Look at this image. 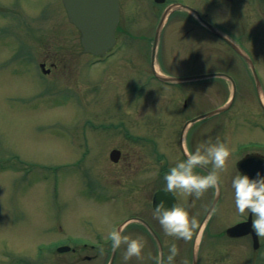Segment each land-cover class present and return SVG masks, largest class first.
<instances>
[{"label":"rangeland","instance_id":"rangeland-1","mask_svg":"<svg viewBox=\"0 0 264 264\" xmlns=\"http://www.w3.org/2000/svg\"><path fill=\"white\" fill-rule=\"evenodd\" d=\"M174 1L195 7L206 20L241 38L264 80L263 1L257 5L251 0ZM120 3L117 50L106 61L96 62L83 51L80 33L68 20L61 0H0V264H21L18 259L27 252L30 262L62 264L66 254L40 253L38 248L70 238L108 241L107 235L131 214L149 213L164 232L154 216L152 195L166 187L161 172L168 169H160L159 164L147 170L141 166L147 150L156 146L141 141L152 135L148 131L164 129L162 135H154L158 147L168 154L177 149L179 122L165 127L150 120L154 126H145V95L157 91L150 87L156 82L150 63L158 22L155 13L163 5L154 0ZM184 17L187 20L177 21L180 16H175L168 22L160 44L162 65L174 76L209 71L224 60L217 52L230 50L192 17ZM42 61L52 67L50 73L42 72ZM194 86L211 106L225 98H217L215 88L207 90L208 95L199 84L174 83L165 88ZM235 94L229 113L241 106V114L248 117L231 125L229 144L264 141V106L255 88H241ZM114 147L128 156L124 163L115 165L109 159ZM225 172L221 178L227 177ZM222 182L224 195L208 223L218 229L241 218L232 184ZM175 193L180 206L200 222L214 190L199 199ZM130 227L124 235L143 238L140 229ZM212 240L203 245L207 249L199 264H264L262 248L225 247L224 240L217 245ZM172 241L175 238L167 235L165 242ZM211 247L217 249L212 256L207 254ZM186 259L180 264L191 263L189 253Z\"/></svg>","mask_w":264,"mask_h":264},{"label":"flooded vegetation","instance_id":"flooded-vegetation-1","mask_svg":"<svg viewBox=\"0 0 264 264\" xmlns=\"http://www.w3.org/2000/svg\"><path fill=\"white\" fill-rule=\"evenodd\" d=\"M258 1L260 0H252V3L256 4ZM261 1L264 2V0ZM173 13L171 15H173ZM179 15H182V17H184V15L187 16L186 13H179ZM238 40L241 42L240 39ZM217 53L220 55V57L224 58V60L218 62L219 65L212 66L209 71L206 72L226 73L227 75L231 76L232 81H230L228 78L218 76L209 78L212 80H209L207 83L197 81L192 82L191 85H202V89H205L206 91L215 88L217 90V93H215L217 98L219 97L221 99L223 98V96L226 97V99L224 98L221 103L217 101L218 104L214 103L211 106V102H208V99L204 95V93L198 92V88L196 86L192 88H171L170 92L167 94L166 92L161 93L159 91L166 90L164 86L167 85V83H153L157 91L149 93L147 97H145L147 110V122L145 126H154V123L149 122L150 120L156 121L157 123L163 122L165 127H170L171 124L175 125L178 122L180 124L175 130L176 137L174 143L176 144L177 149L176 152H172L170 154H168V152L166 151L160 150V148L158 147L159 145H157V141L154 137V135H162L164 129L159 131H148V134L152 135L145 136V139L142 142H146L148 144L156 146H154L151 151L147 150V153L142 158L141 166L143 169L147 170L148 168L157 166V164H159L158 167L160 169H168L166 171L161 172V175L165 176L166 174H168L169 170L172 167L176 166L177 163L186 160L188 152L194 153L196 148L204 144L206 141L211 140L213 143H215L217 139H219L220 142L227 143L230 148L235 149L233 155L229 159L228 168L225 172V175L227 177L221 178L222 181L226 179V181L232 184L234 178L237 175H241V167L239 168V166L241 165V160L244 158L250 159L248 160V164L250 166H256L264 169V149H248L241 151V142H238L235 145L229 144V130L231 128V125L233 123L244 121L245 118L248 117L244 114H241V106L235 109L232 113H229V111L234 106L235 98L234 102L229 106L226 111L213 116H209L207 118L201 119L190 124V126L185 132V135H183V128L188 121L226 102L230 96L231 89L233 88V86H235L236 91L241 88L247 89L251 86L254 88L256 87L255 81L253 80L251 73L247 70L245 61L235 50ZM229 53L236 54L237 56H229ZM262 84L264 85L263 81ZM196 88L197 90H195ZM160 94L162 96L158 97V95ZM207 94L209 95L208 91ZM166 95L170 97H165ZM149 111L150 114H148ZM167 136H171V133H168ZM256 141L264 143V141ZM120 149V160L119 162L114 163L115 165L124 163L125 160L128 158V156L123 152V149ZM195 171L197 173L207 175V172L203 168H197ZM148 178V175H146L144 180L147 181ZM148 214L142 213V216L154 227L163 242L165 264H167V255L169 254V248L173 244H175L179 249V255L174 258V261L172 263L180 264L182 262L183 255L188 254L190 250L192 251V246L195 241L197 230L194 232L191 241L185 242L184 240H177L175 238L176 241H172L171 243L165 242V240L167 239V235L165 234V232L160 230V228L155 226V224L151 220V217ZM250 216V213H245L244 215H241V219L235 221L234 223H237L239 221H246ZM234 223H231L225 228L223 227L220 229L211 226L205 228L201 239L200 259H202V253L204 254L206 251L205 249H207L204 248L205 246H202V243L205 244V241H207L209 238L213 239L211 242L212 244H218L217 240L219 239L224 240L225 247L229 245L245 246L252 248L254 251H258L260 248L263 249L264 238L260 237L259 247H254L255 235L253 234L252 223L251 226H248L246 228L249 232L244 234L243 236H229L227 234V228ZM136 228L137 230H141V232L143 233V240L146 241V246L142 253V259L132 258L127 262L124 261V247H121V249L114 253L111 249V242L108 241L93 243L81 242L78 245L71 246L64 252V254H66L67 256L60 260V262L62 264H109L113 258L111 264H151V262L153 263V261L157 259L156 256H159L158 243L154 240L152 234L150 233L147 227H135L134 229ZM168 237L172 238L170 236ZM101 249H103V252H101ZM208 252L209 255L212 256L217 251L215 250V248H211L207 250V254ZM29 255L27 254V256L22 257V259L20 260L21 264H33L29 261L31 259Z\"/></svg>","mask_w":264,"mask_h":264},{"label":"clouds","instance_id":"clouds-1","mask_svg":"<svg viewBox=\"0 0 264 264\" xmlns=\"http://www.w3.org/2000/svg\"><path fill=\"white\" fill-rule=\"evenodd\" d=\"M234 151V148H230L227 143L220 142L219 139L215 143L211 140L206 141L198 146L194 153L188 152L186 160L177 163L169 170L164 177L165 190L169 193L180 191L196 199L201 198L209 189L219 194L222 187L220 173L227 171L229 159ZM197 168H207V175L197 173L195 171ZM232 187L238 213L240 215L250 213L253 231L258 237L264 238V176L260 173H257L255 178L247 174L237 175L232 181ZM154 216L165 234L177 240L191 241L194 232L201 229L198 219L178 204L168 207L165 201H161L155 207ZM123 233L124 228H120L113 229L107 235L106 239L111 242L112 251L115 253L124 247L123 259L126 262L132 258L142 259L146 241L142 237L132 238ZM178 255L177 246L171 245L167 264H172ZM156 264H165L163 254L157 257Z\"/></svg>","mask_w":264,"mask_h":264},{"label":"water","instance_id":"water-1","mask_svg":"<svg viewBox=\"0 0 264 264\" xmlns=\"http://www.w3.org/2000/svg\"><path fill=\"white\" fill-rule=\"evenodd\" d=\"M157 1H162V0H157ZM63 2L68 12L70 21L73 22L81 32V44L85 52H91L93 54H104L108 49H110L113 46V44L115 43V31H116V28L119 22V9H120L119 0H63ZM185 7L193 10L210 30H212L214 33H216L217 35L225 39L248 61L250 67L252 68L255 74V79L258 83V89L260 90L261 88H260L259 78L257 76L253 61L251 57L245 52V50L240 48L235 42H233L229 37H227L224 33L218 30L211 23L204 20L196 10H194L193 8L189 6H185ZM169 10L170 8L168 7L164 11L161 17V21L156 30V34L154 37V43H153V61L155 60V53H156L157 46L159 43L161 30L165 22V19L167 17V14L169 13ZM41 67L44 72L49 71V69L45 68L44 63L41 64ZM156 74L160 79L164 81H171V82L191 81L194 79L205 78L211 75H216V74H200V75L185 76V77H175V76L163 75L161 73H158L157 71H156ZM226 108L227 106L217 108L209 112L207 115L221 112ZM119 155H120V151L117 149H114L111 152V158L115 161L118 160ZM241 170L243 174H247L253 178H255L257 174L247 169L243 165L241 166ZM218 196L219 194H217L215 202L213 203V205L210 207L207 214L205 215L203 222L201 223V228L205 220L211 213L214 205L216 204ZM161 201H165L168 207H171L172 205L177 204V200L174 194L167 192L165 189L160 190L155 193L154 200H153L154 208ZM136 219H139L145 224H147L146 221H144L142 218H136ZM149 227L152 233L154 234L156 240L161 245V241L158 235L152 229L151 226ZM229 232L231 234H238V233L241 234V223L230 228ZM60 250H63V248L61 247ZM161 250H162V245H161ZM193 264H197L196 251H194Z\"/></svg>","mask_w":264,"mask_h":264}]
</instances>
